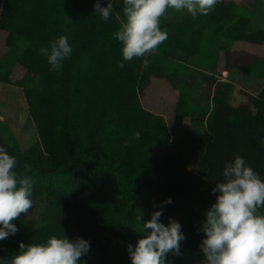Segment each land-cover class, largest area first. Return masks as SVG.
<instances>
[{
    "label": "trees",
    "instance_id": "16d2710c",
    "mask_svg": "<svg viewBox=\"0 0 264 264\" xmlns=\"http://www.w3.org/2000/svg\"><path fill=\"white\" fill-rule=\"evenodd\" d=\"M262 1L219 0L208 15L163 17L168 38L156 53L125 61L114 39L125 19L123 0H111L107 21L95 12L97 0H0V32L12 57H0V83L22 90L34 129V144L23 149L0 122V146L16 157L18 175L34 181L33 207L12 221L18 231L0 240V257L18 253L21 242L56 235L90 242L78 264H132L128 246L162 208L160 222H179L185 236L166 264L204 260L202 226L226 165L239 155L264 180V86L238 105L221 90L200 106L185 77L223 56L222 71L234 59L264 79V55L243 47L264 45V30L252 20ZM108 2L100 0L102 7ZM60 36L73 51L54 71L38 50ZM13 64L25 69L21 78ZM153 79L182 89L170 119L143 104Z\"/></svg>",
    "mask_w": 264,
    "mask_h": 264
},
{
    "label": "clouds",
    "instance_id": "9594fccd",
    "mask_svg": "<svg viewBox=\"0 0 264 264\" xmlns=\"http://www.w3.org/2000/svg\"><path fill=\"white\" fill-rule=\"evenodd\" d=\"M125 19L120 21L114 39L122 43L125 61L154 55L159 46L168 38L162 29L161 20L174 10L185 11L193 18L208 15L218 0H123ZM95 12L101 20L107 21L113 12L111 0L102 7L100 0L95 4ZM72 47L66 36L50 41L38 50L46 57L52 70L59 71L63 62L70 58ZM148 60H143L147 67ZM125 67L124 63L118 65ZM139 139L140 133H135ZM17 160L5 147L0 146V240L14 235L18 228L12 223L21 214H27L33 207L34 181L27 175L15 171ZM25 173L31 171L24 165ZM224 181L216 184L213 193H219L216 202L206 211V221L202 226L205 234L201 245L204 264H264V180L246 166L245 159L237 155L223 170ZM172 203L171 198L163 202ZM161 211L153 213L143 224L144 235L135 246L129 245L128 252L132 264H166L169 252L180 254V242L185 239L181 224L170 220L160 222ZM140 219V217L138 218ZM150 230V231H148ZM19 252L10 258L0 257V264H78L88 253L90 242L84 238L75 241L52 235L43 243H20Z\"/></svg>",
    "mask_w": 264,
    "mask_h": 264
},
{
    "label": "rangeland",
    "instance_id": "374dc122",
    "mask_svg": "<svg viewBox=\"0 0 264 264\" xmlns=\"http://www.w3.org/2000/svg\"><path fill=\"white\" fill-rule=\"evenodd\" d=\"M246 1L256 4V0ZM188 15L186 11L179 13L169 9L165 18L166 20H181ZM252 20L255 29L264 30V1L260 5L254 6ZM6 36V32H0V57L12 61V57H10L7 50ZM237 46L242 47V45ZM243 47L249 51L264 55V45H246ZM222 57H219L218 64L214 67H197L189 76L185 77L190 84L191 96L200 106L210 104L213 96L221 90L228 92L230 103L238 105L247 100L248 92L252 94L260 93L264 86L263 78L247 75L240 68L243 63L234 59L231 62L234 67L228 71H222ZM13 67L15 77L21 78L25 69L19 64H13ZM181 90H172L166 81L153 79L143 94V104L147 108L161 112L167 119H170L174 116L177 92ZM0 122L13 132L23 149H29L34 144L33 122L28 113L21 89L0 83ZM195 264H204V260Z\"/></svg>",
    "mask_w": 264,
    "mask_h": 264
}]
</instances>
